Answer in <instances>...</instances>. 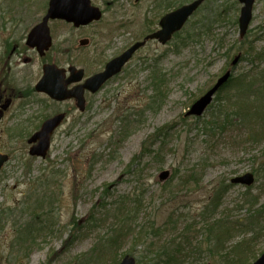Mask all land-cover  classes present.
Wrapping results in <instances>:
<instances>
[{"label": "rangeland", "instance_id": "rangeland-1", "mask_svg": "<svg viewBox=\"0 0 264 264\" xmlns=\"http://www.w3.org/2000/svg\"><path fill=\"white\" fill-rule=\"evenodd\" d=\"M48 1L0 0V24L17 20L29 30ZM194 1L91 0L101 20L77 30L52 23L53 44L68 39L69 63L89 75L122 47L142 42L163 14ZM240 8L237 0H203L170 43L149 41L83 112L72 110L44 160L28 156L23 133L32 134L57 108L33 105L19 114L15 102L0 120V153L9 157L0 170V264H79L90 254L94 264H120L129 255L146 264L167 247L176 249L178 264H245L264 253V212L259 231L236 226L251 213L243 194L257 198L254 209L264 204V0H255L243 37ZM83 39L92 46L77 51ZM24 55L34 62L22 75L31 73L33 83L39 62ZM226 73L203 114L188 116ZM152 77L161 80L156 96ZM237 79L244 84L233 87ZM246 174L254 178L249 190L232 183ZM214 199V216L201 219ZM169 218L173 224L163 229ZM213 220L225 230L209 233ZM30 222L34 240L21 243ZM139 226L142 242L134 245L128 234ZM110 236L118 239L116 253L98 249Z\"/></svg>", "mask_w": 264, "mask_h": 264}, {"label": "water", "instance_id": "water-1", "mask_svg": "<svg viewBox=\"0 0 264 264\" xmlns=\"http://www.w3.org/2000/svg\"><path fill=\"white\" fill-rule=\"evenodd\" d=\"M137 1V0H136ZM242 5L238 18V29L240 37H243L248 29L252 18L253 4L255 0H237ZM203 0H197L189 5L183 6L170 14L164 16L160 23V30L143 42H138L129 48L118 58H115L107 63L102 73L89 78L85 85L76 88L73 92L64 95L65 86L69 83L79 82L82 71L71 69V78L61 83L57 80L58 70L53 66H45L43 68L42 80L36 86L37 91L46 93L50 98L62 101L66 98H75L78 101L79 111H84V103L81 97L78 98L77 91L96 92L108 79L117 75L121 68L130 60L133 53L140 47L144 46L147 40H157L160 44H165L169 41L172 35L180 31L188 18L198 9ZM101 18V12L98 8L90 6L89 0H49L48 10L42 22L34 27L28 35L27 45L30 48H35L40 55L47 51L51 45V39L47 28L49 20L59 19L68 23H73L74 26L88 25L93 21H98ZM80 46H86V40L81 41ZM235 63V61H234ZM76 74L79 76L76 77ZM229 73L221 77L214 87L208 91L203 97L196 101L188 112V116L200 117L205 109L211 104L214 94L219 88L225 85L228 81ZM64 116L58 115L46 120L40 130L36 132L29 140L28 144L32 145L29 150V156L44 159L50 148V137L53 131L61 124ZM8 161L6 155L0 154V169ZM234 184H242L249 186L253 183V176L246 174L240 178L232 180ZM120 264H135L132 257L126 256ZM264 264V253L253 263Z\"/></svg>", "mask_w": 264, "mask_h": 264}, {"label": "flooded vegetation", "instance_id": "flooded-vegetation-1", "mask_svg": "<svg viewBox=\"0 0 264 264\" xmlns=\"http://www.w3.org/2000/svg\"><path fill=\"white\" fill-rule=\"evenodd\" d=\"M47 7H46V11H47ZM46 11L44 15L41 17V19L37 23H35L29 30L22 31L21 29L22 23L17 20L3 21L0 24V120L11 112V109L14 107V104L17 100H18L17 102L21 104L20 109L18 111L19 114H22L24 112V107H32L33 105H35V107H40L42 111L47 107V104H49L54 108H57V111H54L52 114L50 113L49 115L47 116L45 115L42 117L39 127L36 128L32 134L28 136V133H23V134H27L24 137L27 138L26 141L27 144H28V140L39 130L41 124L45 120L53 118L58 115H63L64 118L61 124L53 131V134L50 138L51 140L53 137H55L61 126L66 122L72 110L78 108L77 107L78 101L75 98H66L62 101H58L50 98V96L47 95L46 93L37 91L36 86L42 80L43 68L45 66H53L59 71L57 80L61 83L67 82L72 77L70 72L71 69H75L76 71L83 72L81 74L82 79L79 82L70 83V84L68 83L65 86V90L63 93L64 95H66L69 92H73L76 88L85 85L86 81L89 78L102 73L109 61L121 56L127 49H129L134 44L133 43L125 47H122L121 50L113 58L106 61L104 64H101L94 73L87 75L86 70L84 68L78 67L77 64L75 63H69L70 49L68 46V39H66L65 37L62 38L63 42L62 44H60L61 48L60 46L55 48L53 44L54 40L57 38V31L51 26V24L56 22L67 25L68 23H66L65 21L49 20L47 22V28L51 39V46L47 51H44L42 55H40V53L36 49L30 48L27 45V38L30 31L35 26L39 25L42 22L43 17L46 14ZM164 15L165 14H163L161 18ZM70 26L73 29L77 30L79 28L88 27L91 25L81 26L78 28L73 27V25ZM157 30H159V22L157 23V28L154 31L148 33L147 35H150L156 32ZM84 40L86 39L78 41V49L76 48L77 51L90 47L91 41L89 40H86V46L79 45L80 42ZM150 42L157 43L154 40ZM22 43H24V45H22ZM65 44H67V46H65ZM28 52L34 55L39 62L38 64L39 74L34 80L33 82L34 84L32 83L33 75L31 73L30 74L28 73L27 76L25 74L22 75L23 72L22 67L23 66L26 67L34 62L31 58L29 59L28 57H25L24 53H28ZM132 58L124 65V67L117 75H114L113 77L108 79L96 92L92 93L87 89H83V91H77L78 93L80 92V94H78V98L81 97L83 99L85 108H86V104L89 102L88 101L89 98L94 97V95L102 91L103 88L107 87L108 84L112 83L114 80L119 78L120 75L123 74L124 69L127 68ZM78 76L79 75L76 74V77ZM61 106L64 107L63 110L58 109V107Z\"/></svg>", "mask_w": 264, "mask_h": 264}, {"label": "trees", "instance_id": "trees-1", "mask_svg": "<svg viewBox=\"0 0 264 264\" xmlns=\"http://www.w3.org/2000/svg\"><path fill=\"white\" fill-rule=\"evenodd\" d=\"M236 81L237 82L234 83V86L233 87H235V86L237 87V86H240V85L242 86L244 84V79L242 80V82L240 81V79H237ZM160 82H161V80L159 78H153L152 77L151 89L153 90V94L155 96L160 91V89L162 87V85H161ZM155 96H153V97H155ZM217 120H218V118H216L215 121H214V123H213V124L217 125V128L216 129H218V128L221 127V129L224 130V127L226 126V123L223 122L225 124H221V126H220V125L217 124ZM210 125H212V124H210ZM249 189L250 188H247L246 190H249ZM222 190L225 191V189H222ZM222 190H217L218 193L216 192L217 194H215V195L216 196L218 194L223 195L224 193L223 194L221 193ZM106 192H107V190H106ZM243 195L249 197L248 199H250V200H245L246 198L243 199L242 206H244L246 208L247 207L250 208L251 213L249 215V220L246 223H242L239 220V221H237L236 226L237 227H240V228L244 227L243 230H245V227L246 226H255L258 229L256 231H259L260 230L259 227L261 226V222L259 221V218H260L261 214L264 212V204L261 205L260 207H258L257 209H254L255 206L257 205L256 200H255L257 198L251 197L248 192L246 194H243ZM215 199H216V197H215ZM215 199L213 200L212 205L215 204L214 202L217 201ZM217 206L216 205H213L212 206V209L213 208L214 209L213 210L211 209L210 212H209V210H207V212H205L206 210L202 211L201 214H200L201 219H206L209 216H214V213L213 212H214V210L216 209ZM252 209H254V211H252ZM127 220H129V217L127 216V214H125V220H124V222H126ZM261 220L264 221V219H261ZM171 221H172V218H169L167 220L166 224L163 226V229H165V227L168 224H173ZM206 223H207V221H206ZM225 226H226V224H221V222H217L216 220H213V222L209 226H207L206 229H207V231L209 233H213V232H216V231H218V233H220L221 231H224L225 230ZM246 228L248 229V227H246ZM35 229H36V227L34 225V222H30L29 224H26L24 227H22V229H21L22 235L21 236H23V238L21 237V243L26 242V239H27V241H29L31 238H32V240H34V238H33L32 235L34 234ZM261 229H264V225L261 226ZM143 230H144V227L141 228L139 226L138 227V230H134V231H132V232H130L128 234V236L131 237L130 238L131 239V242L134 245L135 244H138V243L140 244L142 242ZM187 231H189V230H187ZM254 231H255V229H254ZM114 232H115V230H114ZM119 233H120L119 234V238H122L121 232H119ZM127 233L128 232H126V235H127ZM186 234L187 233H186V230H185V232H183V236L186 235ZM111 237L112 236H110L109 238L103 237L102 240L99 242V245L100 246H99L98 249H101L102 247H106L104 249V252L105 251H112V249H115V253H116L117 249L119 248V242H118V239L117 238L111 239ZM19 240H20V238H19ZM173 242L174 241H172V243H171L172 245H173ZM247 243H249V242H247ZM132 247H133V245L131 246L130 251H131ZM102 251H103V248H102ZM176 254H177L176 253V249L175 250L174 249L172 250V248H168L167 247V248L162 249L161 252H160V254H157V256L155 258H153L152 260H149L146 264H178L179 263V260H178V256H176ZM225 256H226V254H224V257ZM221 257H222V255H219V259H221ZM79 258H80L79 259V264H94L95 263V261H94V259L92 257V254H90L89 257H86L85 255H81ZM242 260L239 259V260H236V262H233V263H230V264H241L242 263L241 262ZM243 262H244V260H243ZM245 264H250V263L247 262Z\"/></svg>", "mask_w": 264, "mask_h": 264}]
</instances>
